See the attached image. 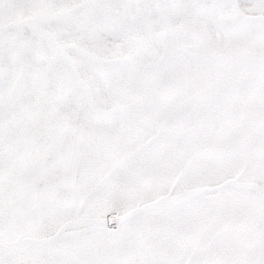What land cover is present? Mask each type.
<instances>
[{"label":"snow or ice","instance_id":"obj_1","mask_svg":"<svg viewBox=\"0 0 264 264\" xmlns=\"http://www.w3.org/2000/svg\"><path fill=\"white\" fill-rule=\"evenodd\" d=\"M0 264H264V0H0Z\"/></svg>","mask_w":264,"mask_h":264}]
</instances>
